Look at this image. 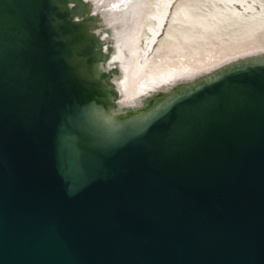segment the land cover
<instances>
[{"label": "water", "instance_id": "water-1", "mask_svg": "<svg viewBox=\"0 0 264 264\" xmlns=\"http://www.w3.org/2000/svg\"><path fill=\"white\" fill-rule=\"evenodd\" d=\"M92 17L0 0V264H264V57L107 119Z\"/></svg>", "mask_w": 264, "mask_h": 264}, {"label": "bare ground", "instance_id": "bare-ground-1", "mask_svg": "<svg viewBox=\"0 0 264 264\" xmlns=\"http://www.w3.org/2000/svg\"><path fill=\"white\" fill-rule=\"evenodd\" d=\"M103 62L105 117L139 116L242 60L264 57V0H82ZM76 20L79 17H74Z\"/></svg>", "mask_w": 264, "mask_h": 264}]
</instances>
